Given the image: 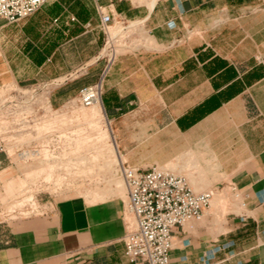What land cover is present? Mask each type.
Here are the masks:
<instances>
[{"label": "crops", "instance_id": "obj_1", "mask_svg": "<svg viewBox=\"0 0 264 264\" xmlns=\"http://www.w3.org/2000/svg\"><path fill=\"white\" fill-rule=\"evenodd\" d=\"M100 11L140 22L151 42L121 54L103 82L95 118L118 161L246 200L221 233L202 221L177 228L169 264H264V0H51L18 25L0 20L1 74L18 85L62 79L49 103L68 116L61 109L103 66ZM10 168L0 154V173ZM121 212L110 200L55 202L46 242L10 238L0 264H129Z\"/></svg>", "mask_w": 264, "mask_h": 264}, {"label": "rangeland", "instance_id": "obj_2", "mask_svg": "<svg viewBox=\"0 0 264 264\" xmlns=\"http://www.w3.org/2000/svg\"><path fill=\"white\" fill-rule=\"evenodd\" d=\"M1 73L0 71V110L38 109L40 104L36 102L22 104V108L17 106L19 104L15 101L20 96H38L43 102L47 101L50 91L40 90L37 86L46 80L18 85ZM61 81L62 79L58 80ZM43 109L53 110L49 106ZM61 110L69 112V115L53 117L44 124L47 130L55 129L60 132L58 143L48 137L39 150V155L28 156L25 163L18 162L12 151L6 152V161L15 162L16 166L11 165L12 168L7 172L0 173V245L13 237L21 244L29 241L44 244L47 240L45 230L51 226L45 218L52 205L76 196L83 197L88 204L104 200L119 202L122 206L121 218L127 231L134 228V218L125 205L126 189L117 164L115 167L120 177L116 183L117 193L110 189L106 180L105 165L114 157L108 137L104 138V126L95 118L98 107H84L79 103L78 96H75ZM0 154L5 157L2 152ZM196 177H201V174L192 176ZM208 185V182L201 183L206 191L214 192V197L218 196L217 204L213 208L211 200L206 210L207 215L198 222L202 221L199 226L206 228L205 233L212 236L223 231L222 226L228 214H240L246 210V200L234 197L227 188L219 192ZM202 227H198V230L204 231ZM213 227L215 229L212 230Z\"/></svg>", "mask_w": 264, "mask_h": 264}, {"label": "built area", "instance_id": "obj_3", "mask_svg": "<svg viewBox=\"0 0 264 264\" xmlns=\"http://www.w3.org/2000/svg\"><path fill=\"white\" fill-rule=\"evenodd\" d=\"M49 1L0 0V20L18 25ZM71 21L75 19L71 18ZM99 28L105 39L95 61H101L103 66L97 81L79 91L78 101L84 107H91L99 102L107 73L121 54L151 47L140 22L100 11ZM80 72L81 68L75 70L71 78ZM61 83L58 80H48L37 86L40 90L50 91ZM15 102L20 108L22 104H40L34 111L0 110V152L8 159L6 152L12 151L18 162L25 163L28 156L39 155V150L48 137H52L54 143L60 141V132L55 129L47 130L44 124L61 115L53 110L43 109L45 106L50 107L49 97L43 102L38 96H20ZM7 161L16 166L15 162ZM118 167L126 189L125 205L135 221L134 228L127 231L123 238L125 258L129 264H169L174 231L185 223L199 221L204 216L210 205L212 192H195L184 177L161 168L153 167L146 172H139L120 162Z\"/></svg>", "mask_w": 264, "mask_h": 264}, {"label": "bare ground", "instance_id": "obj_4", "mask_svg": "<svg viewBox=\"0 0 264 264\" xmlns=\"http://www.w3.org/2000/svg\"><path fill=\"white\" fill-rule=\"evenodd\" d=\"M98 106H99V103H95L92 107L96 108ZM104 130H105V137L104 138L106 139V137H108L107 140L109 141V143H110V145H111V147L113 149V157H114L110 162H108L105 165L106 180L108 182V185H109L110 189L112 191H114L115 193H117V191H116L117 184L116 183H117V179H120V177L118 176V170L116 169L115 166H116V164L119 165V161H118V159L116 157V154H115V151H114V145L112 143V140L110 138L108 130L106 128H104ZM213 196H214V192H212V197L210 199V203H211V200H212ZM213 205L215 206V201H213Z\"/></svg>", "mask_w": 264, "mask_h": 264}]
</instances>
